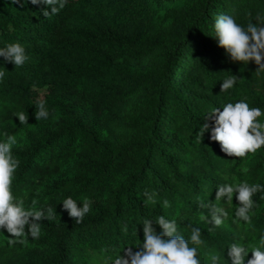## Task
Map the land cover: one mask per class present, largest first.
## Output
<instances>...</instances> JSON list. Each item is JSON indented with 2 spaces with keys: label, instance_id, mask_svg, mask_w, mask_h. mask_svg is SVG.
<instances>
[{
  "label": "trees",
  "instance_id": "obj_1",
  "mask_svg": "<svg viewBox=\"0 0 264 264\" xmlns=\"http://www.w3.org/2000/svg\"><path fill=\"white\" fill-rule=\"evenodd\" d=\"M42 7L0 0V46L19 42L28 56L19 67L0 58V133L17 140L13 194L51 207L53 219L41 221L38 239L11 247L0 232V264H100L104 250L139 244L138 223L157 215L175 218L185 236L200 227L202 260L222 257L234 239L255 243L264 232L260 193L247 225L229 218L208 232L199 216L225 177L264 184V149L229 157L198 131L204 112L228 100L264 108L257 66L232 62L211 36L217 15L246 25L264 0H65L47 17ZM230 74L239 82L220 92ZM38 98L46 121L33 115ZM20 111L27 124L13 116ZM66 196L90 201L80 223L62 209ZM235 203L234 195L223 205L229 217Z\"/></svg>",
  "mask_w": 264,
  "mask_h": 264
},
{
  "label": "clouds",
  "instance_id": "obj_2",
  "mask_svg": "<svg viewBox=\"0 0 264 264\" xmlns=\"http://www.w3.org/2000/svg\"><path fill=\"white\" fill-rule=\"evenodd\" d=\"M21 6L27 3L43 5L40 9L43 16L54 15L60 11L65 0H14ZM255 20V23H253ZM215 42L221 47L232 62H239L246 66L251 61L256 67V75L264 76V12H257L246 25H242L230 14H219L213 23ZM0 58L3 62H11L14 66H21L28 56L25 47L19 42L6 43L0 46ZM0 64V81L5 77V71ZM220 84V92H229L239 82L236 75L224 77ZM205 123L200 126L199 138L207 131L208 139L218 143L221 152L229 157L245 158L264 149V108L249 105L247 98L228 100L222 106L211 107L204 112ZM37 122L49 119V110L43 99H37L33 113ZM20 125L27 124L25 111L15 113ZM210 121V123H209ZM0 232L10 234L7 240L9 247L22 243L25 237L33 240L41 235V221L53 219V209L47 205L36 208L25 205L26 195H14L12 181L19 160L12 154V146L17 143L12 134L0 133ZM260 193L259 199L264 200V184L249 183L247 180L224 182L215 187L214 200L202 204L207 214L201 213L199 219L204 221L208 232L219 228L231 219L232 223L247 225L256 205L253 199ZM235 208L229 217L223 205L233 202ZM147 199L151 200V197ZM155 201H153L154 203ZM62 209L69 217L80 223L90 210V201L83 199L78 202L72 196L63 197L60 201ZM167 201L163 206H167ZM35 205L36 201L33 200ZM142 240L139 244L123 247L111 253L104 250L98 259L100 264H264V232L249 243L246 239H234L223 247V256L217 253L207 254L202 260L198 254V246L202 245L200 227H191L187 236L178 231L175 218L169 219L165 215L154 218H144L141 223ZM158 226L159 230H156ZM137 236V227L134 229ZM249 252L251 256H249Z\"/></svg>",
  "mask_w": 264,
  "mask_h": 264
}]
</instances>
